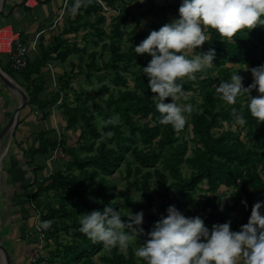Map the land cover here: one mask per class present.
<instances>
[{"label":"trees","instance_id":"1","mask_svg":"<svg viewBox=\"0 0 264 264\" xmlns=\"http://www.w3.org/2000/svg\"><path fill=\"white\" fill-rule=\"evenodd\" d=\"M101 1L107 11L96 0H90L73 17L68 10L74 0H69L67 17L58 23V33L47 44L42 38L40 53L32 57L30 54L27 68L14 72L9 64L5 65L15 73L14 77L4 71L0 55V67L27 91L26 107L42 113V120L58 108L66 121L62 133L65 158L54 164L50 176L37 178L36 174L46 169L57 146L56 131H42L37 141L24 150L30 164L37 156L43 158L44 163L33 169L35 176L29 187L33 197H45V203L37 204L44 221L52 222L47 235L48 256H43L39 264H146L130 245L126 250H108L79 231L80 215L102 211L105 206L119 210L125 220L128 213L121 206L143 212L144 233L139 237L144 238L136 239L141 246L158 221L153 213V193L163 201V216L169 206H174L186 217H200L210 230L214 224L231 221V230L239 231L247 224L252 206L264 201V122L251 116L247 96L238 97L234 105H229L216 92L221 81H230L237 73L227 66H248L251 70L264 65V26L238 33L233 38L235 43H228L215 30L208 29L209 39L194 54L214 49L213 66L195 73L193 80L184 78L182 86L189 101L181 100L190 102L193 111L187 114L185 128L177 132L171 125L160 123L161 114L152 99L157 94L151 92L142 70L151 57L137 55L134 48L151 31L173 22L170 16L178 19L182 0L151 7L145 13L136 1ZM151 15L145 30L142 19ZM10 16L6 10L0 18ZM72 56L78 64L73 63L70 72L57 76L59 90L52 89L51 95L41 100L52 81L49 65L65 64ZM81 77L90 84L108 80L112 87L103 84L97 92L86 91ZM252 83L243 80L245 88ZM59 91H64L65 97L57 106ZM254 91L250 93L252 97H256ZM171 102L170 97L166 98L165 103ZM233 108L246 124L235 122ZM117 114L118 125L100 123ZM128 156L131 161L126 162ZM124 163V180L140 195V200L118 193L117 182L111 178ZM153 182L156 186L151 192ZM200 190H206V195L196 204ZM118 199L123 200L122 205ZM242 201H246V207ZM191 202H195L192 207ZM63 235L70 240L63 242Z\"/></svg>","mask_w":264,"mask_h":264},{"label":"clouds","instance_id":"2","mask_svg":"<svg viewBox=\"0 0 264 264\" xmlns=\"http://www.w3.org/2000/svg\"><path fill=\"white\" fill-rule=\"evenodd\" d=\"M89 2L74 0L69 14L74 17ZM178 13V19L151 31L134 51L151 57L142 70L148 77L151 92L157 94L152 99L161 114L160 123L180 132L187 123V114L193 111L192 104L178 103L181 98H187L183 80H193L195 73L212 67L216 56L214 49L194 54L209 39L208 29L215 30L228 43H235L233 38L238 33L264 26V0H182ZM250 71L253 83L247 88L236 73L230 81H221L216 92L229 105H234L238 97L247 96L248 111L262 123L264 65ZM253 89L258 92L256 97L250 95ZM169 97L172 102L165 103ZM232 112L237 124L247 123L235 108ZM100 123L115 126L120 123V117L117 114ZM242 203L247 206L246 201ZM166 212L135 251L146 264H264V201L252 206L247 224L239 231L231 230V221L214 224L210 230L200 217H186L174 206H169ZM143 215L128 211L125 220L119 210L105 206L102 211L80 215L79 231L108 250L126 249L130 241L144 233ZM51 223L43 221L42 227L48 229Z\"/></svg>","mask_w":264,"mask_h":264},{"label":"crops","instance_id":"3","mask_svg":"<svg viewBox=\"0 0 264 264\" xmlns=\"http://www.w3.org/2000/svg\"><path fill=\"white\" fill-rule=\"evenodd\" d=\"M27 1L7 0L6 10L11 13V16L3 18L4 24L1 22V26L7 24L15 26L14 29L20 33L22 39L30 47L32 57L40 53L42 38H45L47 44L58 33V23H62L67 15L66 10L63 11L65 0H32L30 3L34 4L32 7L26 4ZM129 1H136L143 5L139 0ZM150 1L152 5L158 3V0H148V2ZM172 1L160 2L158 6ZM72 57H70L69 62L72 61ZM76 59L73 60L74 63ZM3 64L7 66L8 61H4ZM64 65L58 64L56 67H52L56 77L67 72L68 67H64ZM6 89L3 85L0 86V132L10 121L18 106V99ZM47 89L46 93L40 96L41 100L51 95L52 85L50 82ZM36 111L32 107L23 109L19 115L11 145L9 144L10 135H7L0 142V156L4 154L2 161V178L4 181L0 191V243L7 250L12 264H32L31 261L38 245L33 229L35 211L31 206L32 195L29 186L35 176L33 169L44 162L42 157L37 156L30 164L31 160L26 158L24 150L37 141L42 131L64 133L63 130L66 126V121L58 108H54L46 120H42V113L37 115ZM68 134L69 142L72 143V132ZM37 146L38 143L35 147ZM32 200L39 208L34 197Z\"/></svg>","mask_w":264,"mask_h":264},{"label":"built area","instance_id":"4","mask_svg":"<svg viewBox=\"0 0 264 264\" xmlns=\"http://www.w3.org/2000/svg\"><path fill=\"white\" fill-rule=\"evenodd\" d=\"M96 1L103 7L105 11H107L105 5L102 3L101 0H96ZM30 3H32V0H28L26 4L29 7H32L34 4H30ZM68 3L69 0L64 1L63 11L66 10ZM62 16L63 14L61 15V17ZM30 51H31L30 47L24 42L20 33L17 32L12 25H4L0 28V55L6 57L12 71L23 72L27 68L30 58ZM49 71L51 72V76H52V81H51L52 89L59 90L57 77L55 76V72L53 71L52 65H49ZM59 93H60V100L57 106L62 104L63 99L65 97L64 91H59ZM36 114L37 115L39 114L38 110L36 111ZM62 140H63V134L57 131L58 143L51 157L46 162V169L44 171L45 177H48L52 174L53 166L55 163L65 158V153L62 148ZM31 206L35 211V215L33 217V229L38 243L36 253L31 263L39 264L40 259L43 256H45L44 252L47 247V235L50 231V227L48 229H44L42 227V222L44 221L43 214L40 211V209H38L37 205L34 203L32 198H31Z\"/></svg>","mask_w":264,"mask_h":264},{"label":"rangeland","instance_id":"5","mask_svg":"<svg viewBox=\"0 0 264 264\" xmlns=\"http://www.w3.org/2000/svg\"><path fill=\"white\" fill-rule=\"evenodd\" d=\"M139 1H141L142 3H143V8H142V13H145V12H147L151 7H155V6H158V3L160 4V2L161 3H164V2H166V0H158V3H157V5L156 4H151V1L150 2H148V0H139ZM172 21H174L175 19L173 18V17H171L170 18ZM150 20H152V15H151V17L150 16H147L146 18H144V19H142V25L144 26V29L145 30H147L148 29V27H149V21ZM1 22L3 23V21H2V19L0 18V25H1ZM4 24V23H3ZM128 46V41L127 40H125L124 42H123V47L124 48H126ZM260 50L258 51V54H260ZM87 57V56H86ZM106 57H108V55H106ZM76 57L75 56H73L72 58H71V60L73 61L74 59H75ZM1 59H2V66H3V69H4V71H6V72H8L9 74H11V76H15V73H11L8 69H6V67L4 66V61H7V59H6V57L5 56H1ZM67 62V63H65V65H64V67H68V70H67V72H70L73 68H72V66H73V63H74V61L73 62ZM75 63H77L78 64V61L76 60L75 61ZM227 67H229V68H232V70L233 71H235V72H237L238 73V75H240L242 78H243V80H245V79H249V80H251L252 82H253V77H252V74H251V71H250V69H249V67L247 66V67H243V68H241V67H239V66H232V65H229V66H227ZM1 68V67H0ZM2 69V68H1ZM3 69H2V71H3ZM3 71V72H4ZM5 72V73H6ZM7 74V73H6ZM216 75V74H215ZM99 76H101V75H99ZM82 78V77H81ZM82 81H81V84L83 85L82 87H84V89L86 90V91H91V92H97L101 87H102V85L103 84H107V85H110L111 87H112V85L110 84V82L108 81V80H106V81H104L103 83H100V82H94L93 84H90V83H88V82H86V80H85V78H82L81 79ZM18 85H19V83L16 81V80H14ZM20 86V85H19ZM77 86V85H76ZM21 88H22V90H24V92L26 91L22 86H20ZM2 89H4L3 87H2ZM6 90H8L10 93H13L12 91H10L9 89H6ZM1 91V90H0ZM27 92V91H26ZM255 93H254V95L255 96H257L258 95V92L255 90L254 91ZM15 94L21 99V96H20V93H18L17 91L15 92ZM93 95V94H92ZM102 97H107V95H105V94H103V96ZM199 97V96H198ZM197 97V101H198V98ZM181 99H184V98H181ZM15 100H16V98H15ZM186 101H189V97H187L186 99H185ZM185 100H180V101H178V103H180V104H188V103H184V101ZM200 100V99H199ZM15 103L17 104V100L15 101ZM190 103V102H189ZM89 107L91 108L92 107V105L91 104H89ZM94 114H96V111L94 110V112H93ZM234 129V128H233ZM241 137L242 138H244V133H241ZM186 138L187 139H189V136L187 135L186 136ZM2 150H4V148H2ZM3 155V154H2ZM128 161H131V158L128 156V158L126 159V162H128ZM2 168H3V163L1 164V171H2ZM45 171V170H44ZM44 171L42 172V173H40V172H38L37 174H36V177L37 178H40V177H43V175H44ZM183 173L184 174H186V173H188V169H187V167L185 166V168H184V171H183ZM126 175V167H125V163L120 167V169L114 174V176H112L111 178L112 179H114L116 182H117V185H118V193L119 192H122V193H125L126 195H129V196H132V197H134V198H136L137 200H140V195L139 194H137V193H135L132 189H130V187L127 185V182L124 180V176ZM4 181V180H3ZM155 183L153 182V184H152V186H151V192H154V189H155ZM204 186H206V185H204ZM204 189H206L207 190V187H204ZM206 190L204 191V190H200V191H198V193H197V195H196V204H198V203H201L202 202V200H203V197L206 195ZM221 191L223 192V191H225V189H221ZM31 193V192H30ZM53 194L52 193H50V196H52ZM116 195H118V194H116ZM153 195L155 196V203H154V209H153V213L156 215V217H157V219L159 220L160 218H161V216H163V214H164V212H163V209H162V203H163V201L159 198V197H157L156 196V194L155 193H153ZM32 199H33V196H32ZM34 200L37 202V203H45L46 202V199H45V197H43L42 195H38V196H36V197H34ZM118 201L120 202V204L122 205V203H123V200L122 199H118ZM191 207L193 206V205H195V202H191ZM121 208V210L122 211H126L127 213H128V211H130L132 214H136L137 212H135V211H133V210H130V209H128V208H126V207H120ZM145 222L147 221V220H144ZM137 238H144V237H139V236H137L134 240H132V241H130V243H129V245L130 246H132L135 250L136 249H138L140 246H138L137 244H136V239ZM70 240V238L68 237V236H66V235H63V237H62V241L63 242H68ZM124 250H126V249H124ZM45 257H47L48 256V254H47V248L45 249ZM97 257V256H96ZM95 257V258H96ZM47 263V262H46Z\"/></svg>","mask_w":264,"mask_h":264},{"label":"water","instance_id":"6","mask_svg":"<svg viewBox=\"0 0 264 264\" xmlns=\"http://www.w3.org/2000/svg\"><path fill=\"white\" fill-rule=\"evenodd\" d=\"M6 3L7 0H0V15H3L6 10ZM0 81L3 83V86L9 89L12 92H18L22 96L21 100L18 101V106L15 109L10 121L3 127L2 131L0 132V142L7 136L10 135L9 144L11 145L15 130L18 124V119L21 111L25 109L28 103V94L27 92L23 91L22 88L14 81L12 77L2 71L0 68ZM4 154L0 156V191L3 186V178H2V171H1V164L3 161ZM0 251L4 254L5 260L7 264H12L11 258L5 249V247L0 243Z\"/></svg>","mask_w":264,"mask_h":264},{"label":"bare ground","instance_id":"7","mask_svg":"<svg viewBox=\"0 0 264 264\" xmlns=\"http://www.w3.org/2000/svg\"><path fill=\"white\" fill-rule=\"evenodd\" d=\"M24 91V90H23ZM13 95H15V97L19 100H21L16 94L15 92H13ZM21 96V95H20ZM22 98V96H21ZM2 151V150H1ZM1 154V153H0ZM0 264H7L6 263V260H5V257H4V254L0 251Z\"/></svg>","mask_w":264,"mask_h":264}]
</instances>
